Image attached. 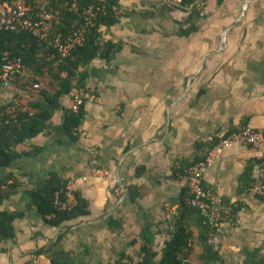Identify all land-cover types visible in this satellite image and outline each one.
I'll return each mask as SVG.
<instances>
[{"label":"crops","instance_id":"1","mask_svg":"<svg viewBox=\"0 0 264 264\" xmlns=\"http://www.w3.org/2000/svg\"><path fill=\"white\" fill-rule=\"evenodd\" d=\"M181 1L120 0L119 21L100 28L101 43L120 47L89 64L87 89L96 99L84 104L80 133L65 130L68 93L47 127L17 147L21 156L5 168L12 189L2 207L22 216L15 220L16 238L0 251V264H51L36 251L63 230L75 264H115L124 252L138 261L146 230L161 253L188 195L180 165L185 170L204 157L211 134L246 124L264 128V0H206L197 28L188 31L191 9ZM45 73L31 82L23 69L11 84H0V105L21 96L29 107L41 90L56 91L57 82ZM263 152L244 144L221 148L205 175L207 188L239 206L238 221L227 220L209 237L219 257L213 264H264V199L251 192ZM94 168L109 174L93 176ZM52 173L72 180L89 201L90 213L63 228L44 221L32 192ZM111 215L122 219L121 230L110 228ZM191 229L189 261L203 264L200 231L194 222Z\"/></svg>","mask_w":264,"mask_h":264},{"label":"trees","instance_id":"2","mask_svg":"<svg viewBox=\"0 0 264 264\" xmlns=\"http://www.w3.org/2000/svg\"><path fill=\"white\" fill-rule=\"evenodd\" d=\"M9 1L13 2L14 0ZM25 1L35 11L47 9L60 15V19L54 27L53 35L56 36L61 33L64 43L70 41L75 30L85 23V11L90 6H99L102 9L94 19V24L87 27L83 45H78L68 57L63 59H60L58 51L50 47L48 42L39 39L27 30L0 31V66L5 62V57H20L23 61V69L28 71L30 75L29 81H38L37 76L45 78V75H47L45 71H48L52 80L57 82L56 91L51 92L49 89H43L39 92L38 97L30 102L29 107L24 104L25 110L18 112L16 116H3L0 118V251L5 249L4 245L6 243L16 238L15 220L22 216L20 212L2 207L5 199L9 197V191L12 189L8 190L9 188H7L10 186L8 185V179L12 177V174H5L4 172L5 168L11 166L12 162L21 156L17 147L37 136L47 127L50 119L60 108L61 97L64 94L70 93L75 86L87 89L88 67L98 53H104L103 55L110 58L120 47V45L111 41L101 43L100 31L101 26H112L119 21L120 0H78L76 6L72 5L73 0ZM195 1H181L184 9H191L187 19L188 22H191V26L186 31L197 28L194 22L203 16L201 10L190 7ZM54 53H57V55L53 56ZM6 105H0V109ZM83 120L84 106L78 112L72 111L71 108L67 110L65 118L66 132L74 136L75 128L79 129ZM228 134L218 132L215 142ZM215 142H208L207 153L200 160L205 159ZM199 161H195L191 165ZM262 163L264 166L263 160ZM190 166L184 170L183 164H181L177 172H185L188 175ZM251 170L253 173V165ZM66 183L67 181L57 173H52L49 178L41 180L36 189L32 191L37 209L43 216L44 221L58 228H63L70 221L90 213L89 201L82 193L77 191L75 192L77 204L72 208H62L59 201L62 202L66 199ZM131 191L133 192V189ZM187 193L189 195V189ZM185 196L182 199L180 211L176 215L177 219L174 221L176 231L166 242L161 253L155 249V238L151 230H146L140 236L144 243L141 259L135 261L128 253L124 252L115 264H192L189 261V256L194 250V232L191 229V222H194L200 231L198 241L204 249L203 264H213L219 259L209 238L210 226L206 218L199 209L187 202ZM238 210L239 206L232 204L233 215ZM107 222L114 231L123 228L122 219L114 215H111ZM67 234L68 231L63 230L55 241L48 242L40 247L36 254H46L50 258L51 264H75L74 258L63 245ZM136 242L134 239L131 244ZM160 255L161 258L158 259ZM252 264L259 263L252 262Z\"/></svg>","mask_w":264,"mask_h":264},{"label":"built area","instance_id":"3","mask_svg":"<svg viewBox=\"0 0 264 264\" xmlns=\"http://www.w3.org/2000/svg\"><path fill=\"white\" fill-rule=\"evenodd\" d=\"M78 0H73L72 5L76 6ZM206 6V0H196L190 7H196L203 13ZM102 7L90 6L85 11V23L75 30L73 38L64 43L62 34L53 35L54 27L60 19L58 13L43 9L35 11L25 0H0V31L2 30H27L41 40L48 42L50 47L55 48L60 54V59L68 57L72 50L78 45H83L87 27L94 24V19ZM104 9V7H103ZM57 55L54 53L53 56ZM23 71L22 58L5 57V62L0 66V84L9 85L15 77ZM40 88V84H35L34 89ZM72 97L71 109L78 112L87 101L95 100L96 97L85 88L75 86L70 91ZM26 107L21 96H17L11 103L0 109V118L3 116H16L18 112L25 110ZM80 133L75 128L74 134ZM84 134V133H82ZM217 133L206 137L208 142H215ZM236 144H244L253 148L264 147V128H254L250 124L244 125L238 131H234L221 138L212 146L205 159L191 165L188 171V189L189 195L187 202L199 209L201 214L206 218L210 226L209 236L215 238L218 230L224 222L230 220L237 222L233 217L232 203L225 200L219 193L209 189L205 185V175L213 167L218 151L221 148H231ZM264 152L262 159L258 160L254 166L253 183L251 192L254 196L264 198ZM179 162L177 163V167ZM93 176L108 175L109 171L102 168H94L91 172ZM72 180L67 181L65 188L66 199L59 201L62 208H72L77 204ZM178 210L175 211L178 214Z\"/></svg>","mask_w":264,"mask_h":264}]
</instances>
